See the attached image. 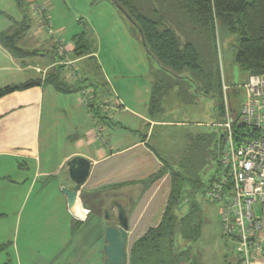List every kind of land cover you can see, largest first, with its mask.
<instances>
[{
	"label": "crops",
	"instance_id": "crops-1",
	"mask_svg": "<svg viewBox=\"0 0 264 264\" xmlns=\"http://www.w3.org/2000/svg\"><path fill=\"white\" fill-rule=\"evenodd\" d=\"M22 1L24 6L18 0H0V35L24 25L26 31L19 46L36 53L18 58L0 42V89L32 80L42 83L0 97V253H5L0 264H66V250L72 248L70 255L75 259L84 245L82 241H87L75 242L77 231L97 230L98 223L90 226L88 213L99 216L98 209L108 208L114 200L127 209L129 242L133 243L148 229L160 224L172 191L173 168L154 151L159 145L156 129L162 130L164 139L173 129L186 127L187 123L171 119V108L165 109L162 104L159 110L152 112L148 89L145 90L147 96L130 101L121 91L123 87L117 88L105 72L106 86L98 83L95 88L93 84H86L91 86L90 94L95 91L99 95L98 104L91 102L89 106L81 92L63 93L45 83L47 73L65 65L61 71L63 80L75 84L76 65L91 58L101 60V55L96 48L90 56L72 57L74 38L82 33H72L69 38L58 34L67 45V52L61 53L53 35L43 37V30H48L47 23L31 11L33 4H45L50 9V26L64 33L68 28L67 19L62 20L55 14L58 10L55 1ZM218 41L221 57V36ZM59 55L65 59L61 60ZM221 69L225 84L222 62ZM242 75L241 88L248 78L247 74ZM107 86L112 94L106 90ZM215 110L217 116V108ZM203 125L198 122V126ZM76 157L90 161L91 168L71 208L63 189L75 186L68 164ZM156 174L159 177L153 178ZM146 182L151 184L146 185ZM134 196L143 201L139 206L130 207L126 201ZM89 198L92 203H88ZM31 226L40 227L44 232H39L35 239ZM107 226L106 222L104 231ZM140 226L143 233L135 237ZM104 233L97 238L102 242L98 264H104L105 259ZM237 260L227 257L224 264H238ZM197 263L200 264L198 259ZM76 264H80V260ZM253 264H264V257Z\"/></svg>",
	"mask_w": 264,
	"mask_h": 264
},
{
	"label": "trees",
	"instance_id": "trees-1",
	"mask_svg": "<svg viewBox=\"0 0 264 264\" xmlns=\"http://www.w3.org/2000/svg\"><path fill=\"white\" fill-rule=\"evenodd\" d=\"M18 1L21 5L24 4L22 0ZM115 1L137 27L136 31L141 41L145 40L148 49L146 52L151 59H155L175 78L184 76L189 82L200 81L206 88L205 95L211 93L218 98V121L225 114L218 41L221 33L238 36L234 65L239 66L240 76L264 74V0ZM24 27L23 25L0 35V42L18 58L36 53L19 46V40L26 31ZM74 43V59L90 56L94 52L85 33L76 36ZM59 57L61 60L65 59L63 55ZM64 66L47 73L44 82L54 85L63 93L89 90L91 86L88 87L86 80L81 77L77 78L75 84L64 81L61 76ZM41 83V80H32L18 86H6L0 89V97ZM173 86L170 84L169 87ZM97 93L89 92L92 105L99 100ZM158 95L159 89L153 92L152 112L160 109ZM239 109L232 104L235 114ZM217 142L218 150L213 155L216 166L221 155L222 137ZM171 175L172 191L163 218L157 227L148 229L132 243L129 264H198L194 243L201 236L204 216L200 203L195 198L200 190H205L212 178L204 181L197 175L193 179L175 169H171ZM157 177L159 174L153 178ZM184 183L189 186H184ZM180 240L183 241L182 244Z\"/></svg>",
	"mask_w": 264,
	"mask_h": 264
},
{
	"label": "rangeland",
	"instance_id": "rangeland-1",
	"mask_svg": "<svg viewBox=\"0 0 264 264\" xmlns=\"http://www.w3.org/2000/svg\"><path fill=\"white\" fill-rule=\"evenodd\" d=\"M1 1L4 2V0ZM54 1L58 6L55 14H58V18L62 20L66 18L68 26L64 33L61 30L57 31V28L54 27L57 34L69 38L72 33L84 32L92 43V50L97 48V52L101 55V60L91 58L86 62L77 64L75 70L79 72V77L85 79L86 84H94L97 88L98 83L106 86L105 73H108L116 87L119 85L123 87L121 91L130 101L133 98L148 94L152 103L153 92L159 89L158 104L164 105L165 109L171 108V114L169 115V111L167 115L171 119L185 121L187 126L173 129V132L164 139L162 130L156 129V141L159 142V145L156 146V149L154 148V151H157L162 159L168 161L173 169L183 171L188 177L195 179L197 175H200L204 181L211 179L217 167L213 155L217 153V141L220 134L219 128L213 125L214 122L218 121L215 110L218 98L211 93L205 95L206 88L200 84V81L199 83L189 82L184 76L183 78H175L163 69L155 59L147 57L149 55L139 33L136 31L137 27L112 0ZM48 36L52 38L48 30L46 32L43 30L44 39ZM220 36L222 44L220 62L224 66L226 93L230 105L233 104L239 109L243 98L242 89L240 85L234 83V63L238 36L226 32H222ZM42 47L47 46L43 45ZM243 79L242 75V82ZM170 84L172 86L175 84V88L169 87ZM107 88L106 90L112 94L110 87L107 86ZM146 89L149 91L147 94L145 93ZM188 89L195 93L193 91L190 93ZM223 92L225 95L224 83ZM154 104L156 106V102ZM217 113H220L219 109H217ZM198 122H202L204 125L198 126ZM148 183L151 184L146 182V185ZM184 186L189 185L184 183ZM37 190L39 187L36 188ZM195 199L200 203L203 210L205 223L200 239L194 243L196 259L200 264H224L227 262V257L232 258V260L236 259L234 244L222 235L218 204L207 198L205 190H200ZM87 200L88 203L93 201L91 198ZM142 201L143 198L134 196L131 201L126 202L131 207L139 206ZM104 209L105 207L98 209L100 211L99 216L88 213L90 226L94 227L98 223L97 230L92 232L85 229L77 231L74 236L75 242H81L84 239L87 241L86 243L82 241L84 245L80 248V254L75 259L70 255L72 248L66 250V264H70L73 260L75 264L79 260L80 264L99 263L98 256L102 249V242L100 243V239L97 240V238H100L101 233L105 232ZM183 210H186L185 206ZM37 223H41V221ZM154 223L156 224V222ZM31 228L32 237L35 239L38 238L39 232H44L40 227L31 226ZM138 229L135 237L143 233L141 232L143 226ZM182 242L180 240L181 244ZM128 243L129 264L132 241H128ZM4 255L5 253H0L1 260H3Z\"/></svg>",
	"mask_w": 264,
	"mask_h": 264
},
{
	"label": "built area",
	"instance_id": "built-area-1",
	"mask_svg": "<svg viewBox=\"0 0 264 264\" xmlns=\"http://www.w3.org/2000/svg\"><path fill=\"white\" fill-rule=\"evenodd\" d=\"M31 11L47 23L60 52L66 53L67 45L50 26L49 7L36 3ZM226 90L224 84L225 114L215 123L222 133L221 155L205 193L219 206L222 235L234 244L238 264H253L264 257V74L248 75L237 114ZM81 94L89 106V90Z\"/></svg>",
	"mask_w": 264,
	"mask_h": 264
},
{
	"label": "water",
	"instance_id": "water-1",
	"mask_svg": "<svg viewBox=\"0 0 264 264\" xmlns=\"http://www.w3.org/2000/svg\"><path fill=\"white\" fill-rule=\"evenodd\" d=\"M115 5L118 3L112 0ZM120 8V7H119ZM140 30V29H139ZM141 32V30H140ZM142 33V32H141ZM143 45L147 49L145 40ZM148 50V49H147ZM234 83L239 85L240 73L239 66H234ZM71 179L75 182L72 189L64 188L63 192L67 195L69 205L74 207L81 186L86 182L91 168V162L82 157H76L68 164ZM117 206V225L110 224L104 233V264H128V241H129V216L126 207L119 201H115L111 208ZM106 220H112L110 209L106 210Z\"/></svg>",
	"mask_w": 264,
	"mask_h": 264
},
{
	"label": "flooded vegetation",
	"instance_id": "flooded-vegetation-1",
	"mask_svg": "<svg viewBox=\"0 0 264 264\" xmlns=\"http://www.w3.org/2000/svg\"><path fill=\"white\" fill-rule=\"evenodd\" d=\"M115 201H117V200H114L113 202H111L110 205H109V207L106 208L105 211H104V218H105L106 217V210L107 209H110V216L112 217V220H106V218H105V220H106L105 222H107L108 226L110 224H113V225H117L118 224L117 223V211H118V208H117V206H115L113 209L111 208L112 204Z\"/></svg>",
	"mask_w": 264,
	"mask_h": 264
}]
</instances>
